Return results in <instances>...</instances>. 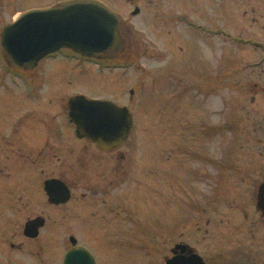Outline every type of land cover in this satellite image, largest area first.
Segmentation results:
<instances>
[{
    "label": "flooded vegetation",
    "instance_id": "1",
    "mask_svg": "<svg viewBox=\"0 0 264 264\" xmlns=\"http://www.w3.org/2000/svg\"><path fill=\"white\" fill-rule=\"evenodd\" d=\"M76 1L91 0H54L35 9L61 7ZM124 1L134 5L132 17L141 15L140 21L146 20L147 14L139 6L140 0ZM149 2L152 3L149 5H156L147 18L150 20L148 26L154 32L161 26L164 27L162 31L168 33L173 27L183 28L202 38L211 39L214 45L218 44L220 30L217 25L209 26L208 22L188 13L177 14L170 11L168 0L165 3L168 15H161L155 11L158 10V3H153L152 0ZM100 3L117 16L120 32L125 40V49L115 57L95 60L70 48H62L45 55L33 67H19L11 64L5 55L1 34L6 26L31 8L21 10L0 31V264H8L9 259L5 257L13 252L33 253L34 240L39 242L36 250L38 255L46 251L49 255L56 254L55 246H58L60 235L59 211L71 203L75 204L70 211L71 216L73 215L76 223L80 222L79 227L83 226L86 231L93 233L99 244L103 241V235H116L122 230L121 226L117 228L115 225L116 232L110 234L107 225L120 224L124 218L123 211L126 217H131L130 210L124 208V203L127 206L131 204L134 208L138 198L143 195V192L128 189L125 185L129 181L127 175L131 173L130 166H139L137 162L143 163L144 166H150L151 174H155L160 166L158 161L161 156L157 151L161 145L156 137L149 141V153L146 155L149 158L140 159L134 154L141 143L133 136V110L130 109L134 126L129 136L121 142L116 139L115 143L110 141L100 145L88 136H80L77 133V124L71 119L70 100L81 93L65 95L61 91L59 97L54 99L51 94L52 85L50 88L43 87L44 78L51 82L54 76L58 79L56 74L62 73L55 71L56 60H95L104 63V69L107 70L125 68L126 64H121L120 61L130 62L131 59L124 60L123 56L128 43L136 40L130 15L107 3ZM161 19L164 24L156 23V20L159 22ZM254 37L245 39V42L260 48L259 61L253 64L263 66L264 75V39L257 40ZM61 52L68 54L60 56ZM50 61L53 62L49 66ZM77 64L80 65V62ZM47 67L48 71H44ZM212 78L214 79L209 84L202 81L190 86L186 84L185 88L179 90L180 99L184 95H193L189 93L195 89L194 94L197 96L214 95L217 92L218 75ZM177 80L182 83V78ZM11 86L22 87L20 104L16 109H12V99L6 94L11 91ZM42 88H45L43 92L39 91ZM260 92L263 100L259 103L256 114L252 113L255 108L252 105L257 102L256 93L250 94L251 106L246 107L243 140L237 141V138H233L231 151L227 153H220L218 150V127H212L210 138L207 137L209 141L206 142H211L213 148L211 152L198 151V147L194 151L182 147L180 152L183 153L174 162L172 153L166 156L171 147L170 142L165 139V197L167 204L174 202L172 198L176 199L180 211L175 217L178 216L182 221L178 239L172 238L171 220H167L164 225L167 248L163 264H171L175 256H181L187 262L192 260L190 257L194 258V254L200 256L203 264H264V194L262 195L261 189L264 183V83L261 84ZM31 101L39 102L40 105L27 106ZM62 101L64 105L59 116V104ZM40 112L53 115L47 117L49 119L34 120ZM181 113L184 115V110ZM200 132L196 138L203 141L205 131ZM182 139L186 140L185 137ZM187 153L195 160L198 168H187ZM220 155L222 161H219ZM173 170L179 173L178 178ZM133 171L137 170L132 168ZM132 176L135 175L132 173ZM60 182L65 186L62 185V189ZM189 189L193 196L189 195ZM37 199L40 200L39 204ZM188 219L193 222L191 228H194L195 237L192 232L190 236L186 235ZM29 224L33 225L28 227ZM74 229L62 235L66 240L62 264H65L67 253L80 245L93 254L96 264H100L96 249L87 241L80 242ZM72 238L76 240V244H73ZM120 239L119 236L118 240Z\"/></svg>",
    "mask_w": 264,
    "mask_h": 264
},
{
    "label": "rangeland",
    "instance_id": "2",
    "mask_svg": "<svg viewBox=\"0 0 264 264\" xmlns=\"http://www.w3.org/2000/svg\"><path fill=\"white\" fill-rule=\"evenodd\" d=\"M52 1L54 0H0V31L2 26L19 15L21 10L43 7ZM97 1L124 11L132 19L130 23L136 40L130 41L123 53L124 60H131L128 63L120 61L127 67L107 70L104 69L105 64L102 62L56 60L55 71L63 74H56L58 79L56 80L54 76L51 79L52 83L43 77V87L50 88L52 85L51 94L54 99L59 97L61 91L65 95L83 93L90 98L111 100L129 107L135 112L133 136L141 143L134 152L135 156L140 159L149 158L146 156L149 153V141L156 137V141L161 145L157 151L161 156L158 161L160 166L155 174H151L150 166H144L143 163L137 162L139 166H134L136 164L130 166L131 173L127 175L129 181L125 185L128 189L143 192L144 197L138 198L134 208L131 204L127 206V203H124V208L130 210L131 217H126L123 211L124 218L120 224L107 225L110 234L116 232L115 225L117 228L121 226L122 230L119 229L116 235H103V241L99 244L95 241V235L86 231L83 226L79 227L80 222L76 223L73 215L71 216L70 211L75 207V204L71 203L59 211L60 235L58 246H55L56 254L49 255L46 251L38 255L36 250L39 242L34 240L33 253L13 252L12 255L5 257L9 259L8 264H62L63 251L66 250V240L62 235L72 231V228H75V234L80 242L87 241L96 249L100 264H163L167 248V232L164 225L167 220H171L174 239L181 232L179 225L182 221L178 216L175 217L180 211L176 199L172 198L174 202L167 204L165 197L166 176L163 170L165 139L170 142L171 147L166 156L172 153L174 162V159H179V155L183 153L180 152L182 147L191 151L198 147L200 148L198 151L211 152L213 149L211 142L206 141H209L211 128L218 127V150L220 153H227L231 151L233 138H237V141L244 138L246 107L251 104L250 94L256 93L257 97L256 104L252 105L255 107L253 114L257 113L258 105L263 100L260 92L261 84L264 83L263 66L253 64L259 61L261 50L256 48L255 44L245 42V39L252 36L257 40L264 39V0H168L170 11L177 14L188 13L208 22L209 26L217 25L220 34L218 41L215 40L218 43L216 45L212 44L211 39L202 38L183 28L173 27L170 33L164 32L161 25L165 22L162 19L159 22L156 20L161 27H157V31L154 32L148 26L150 20L147 19L156 6L149 5L152 4L150 0L139 1V6L147 14L146 22L140 21L141 15L132 17L134 5L124 0ZM152 1L158 3L156 13L168 15L166 0ZM65 54L68 53L61 52L60 56ZM52 62L48 63L49 66ZM77 62H80V65ZM48 67L44 71H48ZM217 75V92H214V95L197 96L194 94L195 89L189 93L193 95H184L180 99L179 90L185 88L186 84L190 86L198 81L209 84L210 80L214 79L212 77ZM180 78L182 83L177 80ZM255 84L257 86H254ZM21 88L11 86V91L6 92L12 99V109H16L20 104ZM44 89L39 91L43 92ZM34 102L36 101H31L27 106L40 105L39 102ZM59 105L61 109L58 114L61 116L64 102ZM181 110H184V115ZM51 115L53 114L40 112L34 120L49 119L47 117ZM200 131H205L203 141L196 138ZM187 157V168L192 170L198 168L190 154ZM220 157L219 161H222V155ZM132 168L137 171L132 172ZM132 173L135 176L131 177ZM176 176L178 178L179 173H176ZM188 192L189 195L193 194L190 189ZM35 199L36 197L33 198ZM166 205H170L169 208ZM189 219L186 235L190 236L192 232L195 237L194 228H191L193 222Z\"/></svg>",
    "mask_w": 264,
    "mask_h": 264
},
{
    "label": "water",
    "instance_id": "3",
    "mask_svg": "<svg viewBox=\"0 0 264 264\" xmlns=\"http://www.w3.org/2000/svg\"><path fill=\"white\" fill-rule=\"evenodd\" d=\"M1 38L9 62L19 67H33L45 55L62 47L97 58L115 57L125 49L117 16L93 0L29 10L6 26ZM70 116L80 136H88L100 145L125 140L134 126L133 113L127 106L83 94L71 98ZM62 185L60 182L61 189ZM261 189L263 195L264 183ZM72 242L76 244L74 238ZM193 257L185 262L181 256H175L171 264H203L200 256ZM65 264L96 263L93 254L80 245L67 253Z\"/></svg>",
    "mask_w": 264,
    "mask_h": 264
}]
</instances>
